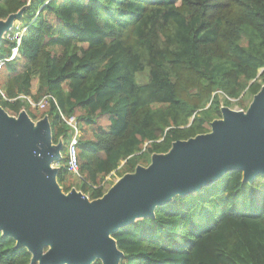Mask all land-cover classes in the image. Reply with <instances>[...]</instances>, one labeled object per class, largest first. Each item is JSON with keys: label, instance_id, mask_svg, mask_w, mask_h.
I'll use <instances>...</instances> for the list:
<instances>
[{"label": "trees", "instance_id": "1", "mask_svg": "<svg viewBox=\"0 0 264 264\" xmlns=\"http://www.w3.org/2000/svg\"><path fill=\"white\" fill-rule=\"evenodd\" d=\"M22 9L20 58L0 80L15 101L0 103L11 116L48 117L64 149L70 129L58 109L79 120L83 180L65 158L57 182L67 194L102 198L113 172L133 174L175 142L208 134L223 106L264 83V0H0V20ZM14 33L0 58L16 46ZM46 95L57 106L40 113L20 98ZM113 238L120 264H264V176L250 183L231 172ZM15 245L0 232V264H31Z\"/></svg>", "mask_w": 264, "mask_h": 264}, {"label": "water", "instance_id": "2", "mask_svg": "<svg viewBox=\"0 0 264 264\" xmlns=\"http://www.w3.org/2000/svg\"><path fill=\"white\" fill-rule=\"evenodd\" d=\"M23 14L24 9L0 20V48ZM221 113L208 134L175 142L168 153L153 155L149 166H138L102 198L89 201L75 189H60V168L51 165L61 161L63 144H53L49 118L35 128L26 112L15 120L0 106L2 236L27 249L31 264H120L124 255L113 236L137 218H153L157 207L231 172H242L250 183L264 176V86L246 114L224 106Z\"/></svg>", "mask_w": 264, "mask_h": 264}, {"label": "built area", "instance_id": "3", "mask_svg": "<svg viewBox=\"0 0 264 264\" xmlns=\"http://www.w3.org/2000/svg\"><path fill=\"white\" fill-rule=\"evenodd\" d=\"M16 34V35H15ZM12 36L11 40L16 41V46L11 49V52L0 58V80H1V72L7 63L13 62L20 58L19 48L21 46L22 37L24 34L21 32L15 33ZM21 99L27 101L32 108L39 109L41 111L45 110L50 106L51 103L57 106L56 99L52 95H46L38 102H35L31 99V97H20ZM0 101L5 102H14L15 100H11L7 97L6 93L0 86ZM59 118L61 121L70 129V142L67 146L66 153V164L64 167L68 170L72 176H76L83 180V177L80 174L79 170V159H78V145L82 137L80 124L75 116L66 117L65 114L58 109ZM59 163H57V168L61 169Z\"/></svg>", "mask_w": 264, "mask_h": 264}, {"label": "rangeland", "instance_id": "4", "mask_svg": "<svg viewBox=\"0 0 264 264\" xmlns=\"http://www.w3.org/2000/svg\"><path fill=\"white\" fill-rule=\"evenodd\" d=\"M19 22V20L18 21H16V23H15V28H14V30H12L11 32H13V31H15V33H17V32H19V31H21V33L22 34H24L25 33V29H24V26L22 25V24H20V23H18ZM18 23V25L16 26V24ZM14 33V34H15ZM16 35V34H15ZM6 36V35H5ZM8 38H12V36L10 35V36H8ZM260 73V72H259ZM263 86H264V83H263ZM224 96V95H223ZM222 96V97H223ZM32 99V98H31ZM11 100H14V99H11ZM33 100V99H32ZM41 100V99H40ZM254 100H255V96H252L250 93H248L247 91L246 92H244L242 95H241V97L238 99V100H231L230 102H232V106H230V107H228V108H230V109H232V110H235V111H237V112H242L243 114H246L247 112H248V110L250 109V107L252 106V104L254 103ZM34 101V100H33ZM39 101V100H38ZM38 101H35V102H38ZM27 102V101H26ZM0 106L2 107V105H1V103H0ZM31 107V106H30ZM225 107V106H224ZM3 108V107H2ZM31 109L33 110V111H35V112H38V113H40V112H42L41 110H39V109H35V108H32L31 107ZM22 112H26L27 114H28V117H29V119L31 120V122L33 123V125H34V127L36 128L37 127V125H38V123L41 121V120H43V119H40V120H35V119H32L31 118V116L29 115V113L27 112V111H25V110H22L21 111V113ZM20 113V114H21ZM19 114V115H20ZM7 115L9 116V117H11V118H13V119H15V120H17L18 119V117H19V115L18 116H11L9 113H7ZM78 120V119H77ZM78 122H79V120H78ZM49 123H50V121H49ZM80 127H81V124H80ZM81 132H82V127H81ZM62 144V143H61ZM66 153H67V149H64V148H62V150H61V161L60 162H58L59 164H60V166H63L64 165V162H65V158H66ZM51 167H56L57 168V163L56 164H53V165H51ZM119 170H121V168L119 169ZM73 177V176H72ZM121 177H119V175H118V173L117 172H113L110 176H108L106 179H105V181H104V183L102 184V185H104L105 186V194L115 185V183L120 179ZM207 187H209V186H205V187H203V188H207ZM202 188V189H203ZM60 189H62V188H60ZM76 190V189H75ZM61 191H63V189L61 190ZM77 191V190H76ZM64 192V191H63ZM62 192V193H63ZM79 192V191H78ZM65 193V192H64ZM79 193H81L82 195H83V197H87V198H89V196L88 195H84L82 192H79ZM198 193V192H197ZM65 194H67V193H65ZM89 201H91L90 199H89ZM137 220H140V218H137L136 219V221ZM46 252V251H45ZM97 261H95L94 263H92V264H95Z\"/></svg>", "mask_w": 264, "mask_h": 264}, {"label": "crops", "instance_id": "5", "mask_svg": "<svg viewBox=\"0 0 264 264\" xmlns=\"http://www.w3.org/2000/svg\"><path fill=\"white\" fill-rule=\"evenodd\" d=\"M37 90V84H34L33 91L35 92Z\"/></svg>", "mask_w": 264, "mask_h": 264}]
</instances>
